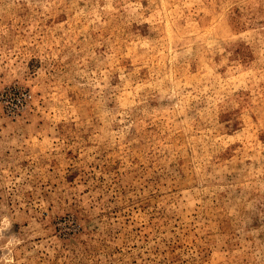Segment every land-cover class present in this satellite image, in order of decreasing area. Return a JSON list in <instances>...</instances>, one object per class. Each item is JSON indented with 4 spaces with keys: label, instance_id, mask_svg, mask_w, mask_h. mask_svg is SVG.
<instances>
[{
    "label": "rangeland",
    "instance_id": "rangeland-1",
    "mask_svg": "<svg viewBox=\"0 0 264 264\" xmlns=\"http://www.w3.org/2000/svg\"><path fill=\"white\" fill-rule=\"evenodd\" d=\"M0 264H264V0H0Z\"/></svg>",
    "mask_w": 264,
    "mask_h": 264
}]
</instances>
